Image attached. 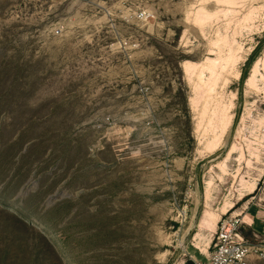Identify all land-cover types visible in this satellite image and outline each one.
I'll list each match as a JSON object with an SVG mask.
<instances>
[{
    "label": "rangeland",
    "instance_id": "374dc122",
    "mask_svg": "<svg viewBox=\"0 0 264 264\" xmlns=\"http://www.w3.org/2000/svg\"><path fill=\"white\" fill-rule=\"evenodd\" d=\"M259 209L264 0H0V264H190Z\"/></svg>",
    "mask_w": 264,
    "mask_h": 264
},
{
    "label": "built area",
    "instance_id": "2783aa9c",
    "mask_svg": "<svg viewBox=\"0 0 264 264\" xmlns=\"http://www.w3.org/2000/svg\"><path fill=\"white\" fill-rule=\"evenodd\" d=\"M240 213L223 214L216 222L203 259H192L190 264H246L250 254L264 259V242H250L243 233L249 223Z\"/></svg>",
    "mask_w": 264,
    "mask_h": 264
},
{
    "label": "crops",
    "instance_id": "0c3cea01",
    "mask_svg": "<svg viewBox=\"0 0 264 264\" xmlns=\"http://www.w3.org/2000/svg\"><path fill=\"white\" fill-rule=\"evenodd\" d=\"M245 217L249 226L246 225L243 231L251 234L250 238L253 243L264 242V209H259L254 214H249Z\"/></svg>",
    "mask_w": 264,
    "mask_h": 264
},
{
    "label": "bare ground",
    "instance_id": "6f19581e",
    "mask_svg": "<svg viewBox=\"0 0 264 264\" xmlns=\"http://www.w3.org/2000/svg\"><path fill=\"white\" fill-rule=\"evenodd\" d=\"M193 65H194V64H192V63H190V62H188V61H185L184 64H183L184 71H185V72H189V73H191L190 70L193 68ZM208 69H209L211 75H213V74L215 73V71H214V67H209ZM248 81H249L250 83H252V82H253L252 77H250V78L248 79ZM224 214H225V213H224ZM207 246H208V245H207ZM206 250H207V247H206Z\"/></svg>",
    "mask_w": 264,
    "mask_h": 264
}]
</instances>
